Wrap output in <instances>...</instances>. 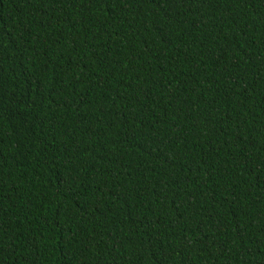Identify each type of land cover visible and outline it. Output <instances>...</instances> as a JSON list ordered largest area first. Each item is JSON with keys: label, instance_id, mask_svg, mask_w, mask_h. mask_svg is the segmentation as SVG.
I'll return each instance as SVG.
<instances>
[{"label": "trees", "instance_id": "1", "mask_svg": "<svg viewBox=\"0 0 264 264\" xmlns=\"http://www.w3.org/2000/svg\"><path fill=\"white\" fill-rule=\"evenodd\" d=\"M0 264H264V0H0Z\"/></svg>", "mask_w": 264, "mask_h": 264}]
</instances>
